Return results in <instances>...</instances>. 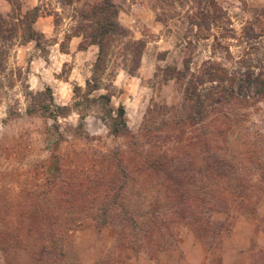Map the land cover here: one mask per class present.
Listing matches in <instances>:
<instances>
[{
    "label": "rangeland",
    "instance_id": "rangeland-1",
    "mask_svg": "<svg viewBox=\"0 0 264 264\" xmlns=\"http://www.w3.org/2000/svg\"><path fill=\"white\" fill-rule=\"evenodd\" d=\"M67 1L42 0V11L52 14L40 18L35 25L36 30L45 35L42 41L44 51L42 47L38 49L35 42L21 46L23 36L20 31L2 80L4 88L1 90L0 87V207L10 214L22 212V207L25 209L31 200L37 199L44 212H49L52 207L53 212L61 215L64 210L62 199L67 193H85L90 185L88 191L92 188L99 190L103 179L114 182L122 177L121 170L134 172L137 169V139L111 136L102 121L104 112L100 105L91 106L86 112L82 129H77L79 115L76 112L58 121L39 113H26L29 102L27 85L33 93L50 87L57 104L69 105L73 102L75 84L91 77L97 46H92L86 53H78L76 49L82 41L79 38L70 43L66 62H57L55 57L59 49L62 51L61 43L64 44L67 35L78 26V12L88 10L100 0H73L71 5ZM113 2L119 8L120 25L128 29L135 40L144 42L145 50L135 76L126 71L125 65H131L130 61L124 60L122 64V57L116 52L108 63L103 82L105 89L93 96L105 94L109 87L114 94L112 107L115 110L120 105L125 107L126 120L133 133L140 131L150 110L159 105L177 107L182 102V89L174 80L166 83L163 70L169 65L182 68L186 57L192 58L191 71L196 74L208 63L220 65L230 76L245 77L253 72L264 78V0ZM213 2L216 7L211 6ZM39 4V0H0V15L8 18L17 12L18 5L25 13ZM203 12L216 18H208L204 22ZM56 22L58 26H55ZM253 33L254 38L251 36ZM12 81L14 87L11 89ZM241 95H248L249 102L232 100V104L223 107L222 112L212 114L202 128L188 126L181 130L186 137L200 134L199 139L215 140L218 138L211 136L219 129L207 127L206 123L222 115L230 118L233 126L222 131L229 140L222 142L224 151L221 153L227 154L234 162L245 163L239 170L240 176L232 174L223 183L206 181L214 191L220 189L233 207L245 197L251 207L238 215V220L228 232L230 235L223 241L221 264H249L255 254L264 251V98L259 99L253 91V84ZM235 102L237 104H233ZM10 109L17 116L10 117ZM177 133L175 130L174 133H155L148 137L154 142L155 136L162 140ZM146 141L143 137L138 142L151 145ZM217 142L221 139L214 143ZM188 143L186 139L183 144L187 146ZM170 147L165 145L155 151ZM175 150L182 151L180 147ZM187 160L192 161V158L187 157ZM127 175L128 186L132 189L129 188L125 203L134 207L139 199V194L136 195L139 188L133 176ZM239 178L248 184L246 191L239 186ZM96 180L99 183L92 185ZM259 183L263 185L258 189ZM158 190L160 187L154 188V191ZM165 192L162 188V192L157 194L158 197L160 195V205ZM93 215V210L84 213L89 220ZM225 218L223 213L212 214L216 222ZM89 220L81 227L70 228L64 236L62 264H98L102 260L112 263L111 260H115L118 255L116 231L109 226L98 229ZM170 236L162 238L166 245L173 239ZM176 237L173 247L153 251L150 257L144 251L128 248L125 258L130 264H209L206 247L190 228H181ZM0 264H6L1 255Z\"/></svg>",
    "mask_w": 264,
    "mask_h": 264
},
{
    "label": "trees",
    "instance_id": "trees-1",
    "mask_svg": "<svg viewBox=\"0 0 264 264\" xmlns=\"http://www.w3.org/2000/svg\"><path fill=\"white\" fill-rule=\"evenodd\" d=\"M39 1L38 6L25 13H22L21 6L18 5L17 12L14 11L8 18L0 15L1 90L4 88L2 80L8 70L11 50L16 46L20 31L23 36L21 46L35 42L36 47L38 49L42 47L44 51L42 41L45 35L37 31L35 25L40 18L50 17L52 14L44 13L41 7L42 0ZM67 3L71 5L73 0H68ZM211 6L216 7V3L213 2ZM78 13V26L67 35L66 42L61 43L60 47L62 52L68 53L72 38L82 40L78 45V52H86L92 46H97L98 54L92 66L91 77L86 81L85 87L75 84L73 102L65 106L56 104L50 87L33 93L27 85L25 88L29 102L26 113L28 115L39 113L58 121L76 112L79 115L77 129H82L87 117L86 112L92 108L91 106L100 105L104 112L102 121L111 136L137 139L136 145H139L137 157L135 156V159L138 158L137 169L132 172L125 171L123 167L121 178L114 182L103 179L99 190L92 188L88 191L90 185L85 193L75 195L67 193L62 199L64 210L61 215L53 212L52 207L49 212H44L37 199L31 200L25 209L22 207L20 209L22 212L15 213L17 215L10 214L7 209L0 207V255L6 264H62L65 252L64 236L70 228L86 224L89 219L84 217V213L93 210L95 215L91 216L90 224L98 229L109 226L117 234L118 255L115 260H111L112 263L102 260L98 264H130L125 258L128 248L136 252L144 251L150 257L153 251L173 247L172 243L174 241L176 243V235L183 227L190 228L206 247L209 264H221L223 241L230 235L228 232L238 220V215L251 207L248 206L245 196L236 207H233L232 202L226 200L220 189L214 191L215 189H211L206 181L223 183L232 174L240 176L239 170L245 163L234 162L227 154L221 153L224 151L222 142L229 140L222 131L233 126L227 116L223 118L222 115L206 123L207 127L219 129L217 134L211 136L218 138L215 140L199 139L200 134L186 137L181 130L188 126L202 128L212 114L222 112L223 107L232 104V100L249 102L248 95L241 94L252 84L253 91L259 95V99H263L264 78L253 72L246 74V78L230 76L220 65H207L208 63L196 74L191 71L192 58L186 57L182 68L169 65L163 70V80L166 83L168 80H174L182 89V102L177 107L159 105L158 108L150 110L143 119L140 131L133 133L126 120L125 107L120 105L117 110L112 107L114 94L109 87L105 94L93 95L105 89L103 82L109 69L108 63L116 52L120 53L122 64L124 60L130 61L131 65H125L126 71L135 76L140 67L145 43L135 40L129 30L120 25L119 8L113 0H100L88 10ZM208 18L214 20L216 17H210L209 13L203 12V21L207 22ZM55 26H58V22ZM251 36L254 38V33ZM66 67L67 65L64 66V70ZM9 86L12 89L14 82L12 81ZM236 102L233 104H237ZM8 113L10 117L17 116L12 109ZM237 124L238 122H235V125ZM175 130H178V133L172 137L161 140L159 136H155L154 142L149 139L155 133H174ZM143 137L151 142V145L147 146V143L141 145L138 141ZM186 139L189 140L187 146L183 144ZM219 139L221 142L214 143ZM165 145L172 147L164 151H155ZM180 145L186 148L183 150ZM177 147L182 151L175 150ZM187 157H191L192 161L187 160ZM126 166L128 167L127 162ZM128 173L133 176L139 188L136 190L139 199L134 207L125 203L126 194L132 189L130 185L128 186ZM203 177L206 178L205 181ZM241 180L239 178L241 183L239 186L246 191L249 186ZM98 181H94L92 185L98 184ZM262 185L263 183H259L257 188ZM159 187V193L162 192V188L166 190L161 205L158 203L160 195L158 197L159 193L154 191V188ZM215 212L225 214L226 218L216 222L212 219ZM168 234L173 239L166 245L162 238L165 235L169 236ZM252 258L249 264H264V251L258 252Z\"/></svg>",
    "mask_w": 264,
    "mask_h": 264
},
{
    "label": "crops",
    "instance_id": "crops-1",
    "mask_svg": "<svg viewBox=\"0 0 264 264\" xmlns=\"http://www.w3.org/2000/svg\"><path fill=\"white\" fill-rule=\"evenodd\" d=\"M76 39H79V38H72V40H71V42H73V41H75ZM70 42V43H71ZM79 44V43H78ZM90 49V48H89ZM89 49H88V51H89ZM77 50V49H76ZM88 51H86V52H88ZM86 52H78V53H86ZM68 56H69V52L68 53H64V52H62V51H60V49L58 50V55H56V60H57V62H59V61H62L63 63L64 62H66L67 61V58H68ZM85 83H86V81H83V82H80L78 85L79 86H82V87H84L85 86ZM31 85H32V82L30 83ZM34 86L32 85V88H33ZM55 102H56V100H55ZM57 104V103H56ZM59 105V104H58ZM65 105H68V103H64V104H62V106H65Z\"/></svg>",
    "mask_w": 264,
    "mask_h": 264
}]
</instances>
